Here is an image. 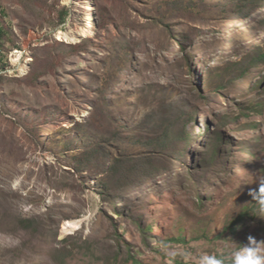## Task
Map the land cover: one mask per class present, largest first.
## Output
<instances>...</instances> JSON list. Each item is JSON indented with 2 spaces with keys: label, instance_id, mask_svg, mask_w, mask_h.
Here are the masks:
<instances>
[{
  "label": "rangeland",
  "instance_id": "rangeland-1",
  "mask_svg": "<svg viewBox=\"0 0 264 264\" xmlns=\"http://www.w3.org/2000/svg\"><path fill=\"white\" fill-rule=\"evenodd\" d=\"M247 2L0 0V264H199L264 240V3Z\"/></svg>",
  "mask_w": 264,
  "mask_h": 264
},
{
  "label": "clouds",
  "instance_id": "clouds-1",
  "mask_svg": "<svg viewBox=\"0 0 264 264\" xmlns=\"http://www.w3.org/2000/svg\"><path fill=\"white\" fill-rule=\"evenodd\" d=\"M250 194L264 211V179L259 182L258 190H253ZM199 264H264V240L258 241L250 235L248 243L228 256L218 258L215 255H204L200 257Z\"/></svg>",
  "mask_w": 264,
  "mask_h": 264
},
{
  "label": "trees",
  "instance_id": "trees-1",
  "mask_svg": "<svg viewBox=\"0 0 264 264\" xmlns=\"http://www.w3.org/2000/svg\"><path fill=\"white\" fill-rule=\"evenodd\" d=\"M248 2L245 4L246 6H244L245 8H250V7H252V6H255L256 4H257V2L259 3V4H263L264 2V0H247ZM251 1V2H250ZM240 5H241V3H238L237 4V6H239L240 7ZM242 7V6H241ZM255 8H257V7H255ZM255 8H253V9H255ZM252 9V8H251ZM251 9H249V11H252ZM248 13L249 12H245L244 14L245 15H248ZM264 23V22H263ZM1 31H2V28H1ZM254 61L255 62H260V61H264V53L263 54H261V55H259L257 58H254ZM169 128H171V126L169 127ZM170 135H171V130H169L168 128L165 130V132H164V136L165 137H170ZM154 145H158V146H161L162 148H165V145H166V143L164 142V140L163 139H157V138H155L154 139V141L152 142ZM171 151H172V153H174V152H176L177 151V149H175V148H173V149H171ZM184 155H181V157H183ZM145 160V159H144ZM143 160V161H144ZM139 162V163H137V164H135V163H133L132 165H131V167H125V165L123 164V163H119L120 162V159H118V160H116L114 163H113V165L111 166V168H110V171L111 172H113V174L115 173V174H117L116 172H115V170H118V168L120 169H122V171L121 172H127L128 170V172H131V174H140V175H144V174H149V173H152V171H154L155 169V165H152V166H150V165H144V162ZM150 161H153V160H150ZM195 168H197V164H194L193 165ZM192 167V166H191ZM191 167H189L188 169H186L185 170V172H187V176H188V178L189 179H193V181H195V182H201L200 181V179H199V177H198V175H196L193 171H191ZM161 171V168H159V169H157L156 168V171L153 173L154 175H156L158 172H160ZM245 213H246V211H245ZM21 223L23 224V225H25V227L26 228H29V225H28V223H31L30 222V220L29 219H22V221H21ZM173 239H176V240H179V241H183V242H187V240L185 239V238H180V239H177V238H173ZM133 257H131V259H132ZM134 260H137L135 257L133 258ZM136 263L138 264L139 263V261H136Z\"/></svg>",
  "mask_w": 264,
  "mask_h": 264
},
{
  "label": "bare ground",
  "instance_id": "bare-ground-1",
  "mask_svg": "<svg viewBox=\"0 0 264 264\" xmlns=\"http://www.w3.org/2000/svg\"><path fill=\"white\" fill-rule=\"evenodd\" d=\"M87 13L85 15V22H86V25L85 27L82 29V31L80 32V36L81 37H89L91 36L93 33H94V25H95V15H94V8H93V5L90 3L87 7ZM62 36V37H61ZM66 36L64 34V32H60V37L61 39H64ZM66 39V38H65ZM66 226H69V227H74L76 228L75 226V223H72V222H69V224H65V227Z\"/></svg>",
  "mask_w": 264,
  "mask_h": 264
}]
</instances>
